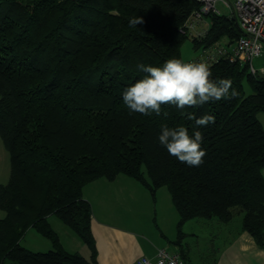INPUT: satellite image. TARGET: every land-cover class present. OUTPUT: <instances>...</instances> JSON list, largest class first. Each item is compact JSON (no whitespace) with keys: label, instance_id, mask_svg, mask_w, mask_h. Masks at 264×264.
I'll use <instances>...</instances> for the list:
<instances>
[{"label":"trees","instance_id":"1","mask_svg":"<svg viewBox=\"0 0 264 264\" xmlns=\"http://www.w3.org/2000/svg\"><path fill=\"white\" fill-rule=\"evenodd\" d=\"M196 0H0V137L10 177L0 184V264H97L90 231L88 182L125 174L151 193L165 186L178 212L177 229L192 218L228 222L235 207L241 228L264 247V73L220 57L212 79L230 78L238 95L185 109L215 123L197 130L206 151L200 166L169 155L161 125L190 121L174 105L168 116L131 113L123 90L145 73L181 58L180 28ZM144 20L129 27L130 18ZM205 33L191 37L206 50L241 34L235 18L208 13ZM200 62L199 60H195ZM244 82L250 88L245 93ZM55 214L87 245L90 256L66 251L48 221ZM34 228L52 248L32 251L20 238Z\"/></svg>","mask_w":264,"mask_h":264},{"label":"crops","instance_id":"2","mask_svg":"<svg viewBox=\"0 0 264 264\" xmlns=\"http://www.w3.org/2000/svg\"><path fill=\"white\" fill-rule=\"evenodd\" d=\"M160 188L151 193L140 182L122 173L113 179L100 177L84 185L82 196L91 206L90 231L97 264H135L140 256L154 258L159 247L178 252L188 264H264V247L241 228L243 213L235 227L231 226L232 218L228 222L216 217L189 219L182 224L180 237L178 212L170 194L160 192ZM158 192L162 193V198L157 210ZM50 217L48 221L52 226ZM55 224L61 228L60 224ZM56 227L52 228L65 249ZM67 235L70 241L67 240L66 246H77L72 235ZM189 237L200 241L201 247L195 248L198 243L187 240ZM82 256L89 258V249Z\"/></svg>","mask_w":264,"mask_h":264},{"label":"clouds","instance_id":"3","mask_svg":"<svg viewBox=\"0 0 264 264\" xmlns=\"http://www.w3.org/2000/svg\"><path fill=\"white\" fill-rule=\"evenodd\" d=\"M142 17L134 16L129 27L143 24ZM138 69L145 75L122 92L124 105L131 113L144 116L155 114L168 116L163 105H174L186 118L194 121L190 134L185 126L169 127L161 125L158 141L169 155L189 167L200 166L206 151L202 148L203 135L197 130L215 123V116L204 114L201 117L185 109L196 108L210 101L232 99L238 95L230 78L212 79L211 66L206 62L185 61L183 58H170L161 66L140 64Z\"/></svg>","mask_w":264,"mask_h":264},{"label":"built area","instance_id":"4","mask_svg":"<svg viewBox=\"0 0 264 264\" xmlns=\"http://www.w3.org/2000/svg\"><path fill=\"white\" fill-rule=\"evenodd\" d=\"M199 7L192 10L180 28L182 34L199 37L208 26H205V15L220 14L217 3L228 7L230 17L235 18L240 36L233 44L219 45L218 42L207 48L201 59L211 64L220 57H227L230 61L248 63L252 73H264V68L257 70L251 64V59L259 56L264 49V0H196ZM135 264H188L176 251L159 247L154 258L140 256Z\"/></svg>","mask_w":264,"mask_h":264},{"label":"rangeland","instance_id":"5","mask_svg":"<svg viewBox=\"0 0 264 264\" xmlns=\"http://www.w3.org/2000/svg\"><path fill=\"white\" fill-rule=\"evenodd\" d=\"M217 7L220 10V14L224 16H229L230 15V10L228 7H225L221 5L220 2L217 3ZM210 21L205 18V26H209ZM191 35H188L187 38L183 41L181 44V58H183L185 61H192V60H197L201 59V57L204 56L206 52L201 51L200 49H195L192 44L191 40ZM227 38L223 37L220 41H218L219 45H226L227 44ZM251 64L254 66L255 69L260 70V68H264V49H262V52L259 56H255L251 59ZM244 91L245 93H250V88L247 85L246 82H244ZM257 117L259 121L261 122L262 125H264V112H259L257 113ZM10 177V158H9V153L4 147V144L2 142V139L0 137V184H5ZM159 190L160 192H165V194H169L167 191V188L165 186H162ZM158 194V206L157 210L159 209V205L161 204V198H162V193H157ZM166 196V195H165ZM141 210V209H140ZM139 210V211H140ZM233 217L231 220V226H236L241 218L242 212L239 210V208L235 207L233 209ZM4 216V212L0 210V218ZM50 222H51V227H56V224H60L61 228H57L58 231L60 232L61 235V240L62 243H64L65 249H73V251L79 253L80 255H86L87 253V245L85 242L80 238V236L73 230L71 229L68 225L63 223L55 214H51L50 217ZM29 230V231H28ZM24 235L20 238V244L25 246L26 248L32 250V251H47L52 248V243L50 240L42 235H40L34 228H29ZM65 230V231H64ZM72 235V238L76 240V243L78 244L77 246H72L71 247L66 246L67 240L68 242L70 241L69 235L67 233ZM192 242H196L195 239H189ZM74 243V242H73ZM198 243L195 248L201 247L200 241L196 242Z\"/></svg>","mask_w":264,"mask_h":264}]
</instances>
